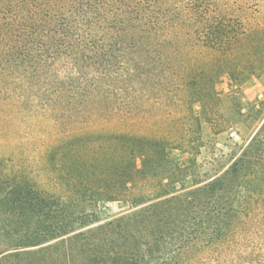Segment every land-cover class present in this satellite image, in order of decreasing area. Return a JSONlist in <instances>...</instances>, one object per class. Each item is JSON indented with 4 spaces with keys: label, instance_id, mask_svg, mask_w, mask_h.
Masks as SVG:
<instances>
[{
    "label": "trees",
    "instance_id": "16d2710c",
    "mask_svg": "<svg viewBox=\"0 0 264 264\" xmlns=\"http://www.w3.org/2000/svg\"><path fill=\"white\" fill-rule=\"evenodd\" d=\"M263 68L264 0H0V117L47 134L49 181L66 197L142 205L69 237L64 263L264 264V120L202 185L173 193L189 174L178 166L166 184L143 174L171 163L168 148L196 149L203 124L226 126L221 74ZM148 109L158 136L130 132ZM22 177L11 201L50 220L45 239L67 233L62 196Z\"/></svg>",
    "mask_w": 264,
    "mask_h": 264
},
{
    "label": "rangeland",
    "instance_id": "374dc122",
    "mask_svg": "<svg viewBox=\"0 0 264 264\" xmlns=\"http://www.w3.org/2000/svg\"><path fill=\"white\" fill-rule=\"evenodd\" d=\"M215 89L226 100L225 111L230 116L226 126L213 132L203 124L194 150L168 148L167 158L171 163L146 167L143 174L148 181L166 184L168 167L178 166L186 168L189 174L184 181L166 186L173 193L202 185L223 172L245 149L264 120V68L242 78L223 73L215 83ZM165 108H168L166 115L171 125L175 122L174 114L170 113L171 107ZM148 112L149 109L126 122L130 132L158 136L162 116L156 111L157 115ZM34 124L31 118L0 117V264H65V240L142 206L132 207L123 200L88 203L66 197L49 181L45 157L49 138L47 134H33L29 127ZM137 165L143 169L140 159H137ZM20 175L31 185L36 184L38 189L62 196L59 205L71 214L73 220L67 233L45 239L43 232L49 229L50 220L28 210L22 211L11 201L9 191ZM81 214L86 215L83 217L88 224L80 225Z\"/></svg>",
    "mask_w": 264,
    "mask_h": 264
}]
</instances>
